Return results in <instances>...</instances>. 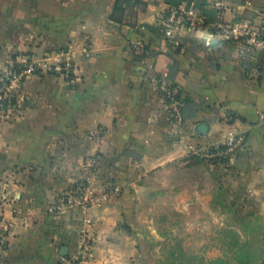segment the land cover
Wrapping results in <instances>:
<instances>
[{
	"label": "crops",
	"instance_id": "crops-1",
	"mask_svg": "<svg viewBox=\"0 0 264 264\" xmlns=\"http://www.w3.org/2000/svg\"><path fill=\"white\" fill-rule=\"evenodd\" d=\"M179 1L139 0L119 14L117 0H0V85L15 58L61 50L72 53L80 77L74 85L28 77L13 91L26 99L0 112V264H144L123 227L127 194L90 209L94 242L80 261L85 216L49 208L79 180H118L120 190L130 176L187 164L197 148L222 145L229 130L247 143L228 163L208 166L217 220L233 222L234 236L248 223L261 253L251 264H264V58L238 50L264 39V0H182L203 11L201 22L230 31L217 38L233 51L216 60L183 57L180 42L162 36L157 19ZM165 83L181 92L177 118Z\"/></svg>",
	"mask_w": 264,
	"mask_h": 264
},
{
	"label": "rangeland",
	"instance_id": "rangeland-1",
	"mask_svg": "<svg viewBox=\"0 0 264 264\" xmlns=\"http://www.w3.org/2000/svg\"><path fill=\"white\" fill-rule=\"evenodd\" d=\"M193 8L200 18V9ZM164 13L167 11L160 15ZM205 25L201 23L192 28L185 24L180 32L175 33L173 39L180 42L174 47L176 52L183 57L210 55L216 60L219 55L233 51L232 44H209L219 35L214 34L213 25ZM226 33L228 35L230 31ZM243 46H238V50H244L241 49ZM165 88L162 84L163 92ZM165 101L167 109L172 110L166 96ZM178 107L180 109L182 105ZM189 161L147 172L139 180L134 176L125 178L126 183L124 181L123 188L116 193L120 197L127 194L119 207H122L125 220L123 227L135 241L139 259L144 264L255 263L261 253L251 246L249 224L239 222L246 229L235 236L234 231L227 228L233 222L226 221V226L222 227L221 223L219 225L217 179L209 176L210 168L196 154ZM105 181H96L95 186L91 181L90 184L97 191L104 192L108 186L106 183L112 180ZM113 183L115 187L119 182L113 180Z\"/></svg>",
	"mask_w": 264,
	"mask_h": 264
},
{
	"label": "built area",
	"instance_id": "built-area-1",
	"mask_svg": "<svg viewBox=\"0 0 264 264\" xmlns=\"http://www.w3.org/2000/svg\"><path fill=\"white\" fill-rule=\"evenodd\" d=\"M197 11L193 7H188L181 3L167 10V13L160 15L157 19V25L168 38H173L175 33L180 32L186 24L195 28L201 23V19L197 18ZM197 24V25H196ZM246 51H252L260 55L264 54V39L253 38L248 44ZM42 74H50L61 78L74 85L79 82L80 77L76 72V64L73 60L72 53L69 50H61L52 55L46 56L41 60H33L30 55H21L15 58L8 74L2 78L0 85V112L6 115L18 103L24 101L25 96L15 97L14 89L19 87L29 76ZM165 96L170 102V108L175 114V118L181 115L179 109V99L177 98L178 89L164 84ZM19 101V100H18ZM247 143V136L236 130H229L226 135L225 142L222 145L207 144L197 148L196 155L209 167L222 166L233 159L239 151L244 149ZM107 188L102 191L90 184L88 180H79L71 188L66 190L57 200V202L49 208L50 213H63L69 210L78 209L85 216V227L81 232V238L78 245V252L74 256L75 261H80L86 255H89L93 246L94 239L91 235L92 220L88 217L90 209L97 205H102L110 201V199L119 191V187H113V184H107ZM87 226V227H86ZM5 232L0 231V244L3 242Z\"/></svg>",
	"mask_w": 264,
	"mask_h": 264
},
{
	"label": "trees",
	"instance_id": "trees-1",
	"mask_svg": "<svg viewBox=\"0 0 264 264\" xmlns=\"http://www.w3.org/2000/svg\"><path fill=\"white\" fill-rule=\"evenodd\" d=\"M132 1L133 0H117L116 5H115V12L121 14L128 5L136 4V3L139 2V0H134V2H132ZM183 2L184 1L181 0L178 3H176L175 6H177V5H179V4L183 3ZM203 15H204V13H203V11H201L200 16H199L201 20L205 16V15L204 16ZM115 19H116V17H115ZM201 23L206 24L205 27H207L209 25H213L212 22H210V20H208V19L206 20V22H201ZM201 23H200V25H201ZM213 27H214V31H215L214 34L219 35L217 37L224 36V34H226L225 31L222 28H219V27L214 26V25H213ZM160 30H161V28H160ZM220 41H221L220 38L219 39L217 38L216 41L211 43V45L215 46V45L219 44ZM247 48H248V45L245 44L241 49L247 50ZM247 52H252V51H246V53ZM261 57L264 58V54L261 55ZM177 98L180 100V98H181L180 92H179V95H177Z\"/></svg>",
	"mask_w": 264,
	"mask_h": 264
},
{
	"label": "water",
	"instance_id": "water-1",
	"mask_svg": "<svg viewBox=\"0 0 264 264\" xmlns=\"http://www.w3.org/2000/svg\"><path fill=\"white\" fill-rule=\"evenodd\" d=\"M201 129H202L203 131H205V128H204V127H202Z\"/></svg>",
	"mask_w": 264,
	"mask_h": 264
}]
</instances>
